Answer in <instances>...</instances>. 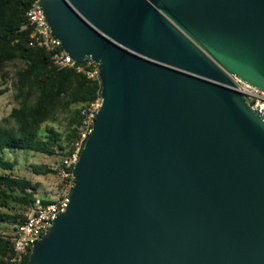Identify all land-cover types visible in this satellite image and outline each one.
<instances>
[{"label":"water","instance_id":"1","mask_svg":"<svg viewBox=\"0 0 264 264\" xmlns=\"http://www.w3.org/2000/svg\"><path fill=\"white\" fill-rule=\"evenodd\" d=\"M98 64L68 209L28 264H264V0H41Z\"/></svg>","mask_w":264,"mask_h":264},{"label":"trees","instance_id":"2","mask_svg":"<svg viewBox=\"0 0 264 264\" xmlns=\"http://www.w3.org/2000/svg\"><path fill=\"white\" fill-rule=\"evenodd\" d=\"M31 3L0 0V86L11 82L16 103L0 122V223L14 225V230L25 219L28 205L36 198V188L32 180L14 173L17 163L7 159L5 151L19 149L47 155L61 151L64 157L70 156L80 134L82 110L102 91L99 82L73 69H59L50 52L29 45L27 11ZM62 113L69 115L64 134L49 127L44 135V126L58 121ZM32 169L37 175L54 173L51 166L43 164H34ZM13 236L0 231V264H12Z\"/></svg>","mask_w":264,"mask_h":264},{"label":"built area","instance_id":"3","mask_svg":"<svg viewBox=\"0 0 264 264\" xmlns=\"http://www.w3.org/2000/svg\"><path fill=\"white\" fill-rule=\"evenodd\" d=\"M27 26L31 29L29 45L50 52L52 62L56 67L73 69L91 81L99 82L102 86L98 64L88 58L84 65H79L64 51L61 42L53 36L41 7V0H32L27 11ZM230 78L234 83L232 88L242 93L249 108L264 118V91L235 75H230ZM101 107L102 98L99 93V97L82 110L83 121L79 137L75 141L74 151L53 168L60 180L59 185L48 197L36 196L28 205L25 219L17 225L14 232L12 264H28L27 258L31 255L33 246L50 231L59 214L68 209L76 184L73 171L87 139L93 132L96 115Z\"/></svg>","mask_w":264,"mask_h":264},{"label":"rangeland","instance_id":"4","mask_svg":"<svg viewBox=\"0 0 264 264\" xmlns=\"http://www.w3.org/2000/svg\"><path fill=\"white\" fill-rule=\"evenodd\" d=\"M11 82H9L6 85L0 86V91H5V93H0V122L3 118L8 116L13 109V107L16 106V103L13 98V91L11 89ZM69 116V115H68ZM66 114H60L58 121L56 122H50L47 125H45L44 130L42 133L46 134V129L49 127L56 128L60 133L65 132L67 129V122L68 117ZM64 138V136H63ZM5 157L11 161H16L17 166L14 171V173L18 176L26 177L30 180H32L35 184L36 188V196L41 197H48L49 194L53 192V189L59 185L60 180L58 179V176L54 172L53 174H50L48 176L44 175H37L33 172L32 165H48L52 168H55L58 166L62 160L67 157L63 156L62 152L59 151V153H56L55 155H47L42 153H36L29 150H7L4 153ZM14 225L11 224H3L0 223V231L5 232L7 235H13L14 233Z\"/></svg>","mask_w":264,"mask_h":264}]
</instances>
